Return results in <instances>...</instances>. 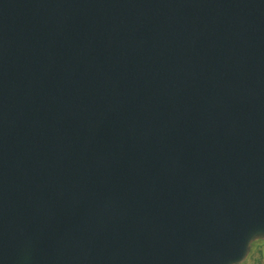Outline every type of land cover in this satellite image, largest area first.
<instances>
[{"label":"water","instance_id":"obj_1","mask_svg":"<svg viewBox=\"0 0 264 264\" xmlns=\"http://www.w3.org/2000/svg\"><path fill=\"white\" fill-rule=\"evenodd\" d=\"M0 264H264V0H0Z\"/></svg>","mask_w":264,"mask_h":264}]
</instances>
